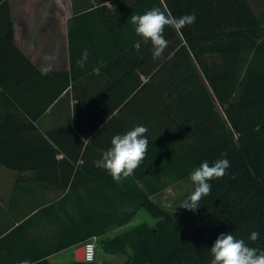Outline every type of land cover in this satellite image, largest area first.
Returning <instances> with one entry per match:
<instances>
[{
  "label": "trees",
  "instance_id": "obj_1",
  "mask_svg": "<svg viewBox=\"0 0 264 264\" xmlns=\"http://www.w3.org/2000/svg\"><path fill=\"white\" fill-rule=\"evenodd\" d=\"M94 1L76 14L81 33L75 37L70 27V70L44 75L14 43L10 5L0 0V18L8 24L0 30V113L8 106L2 93L13 95L33 121L69 86L77 99L73 125L45 133L31 119L0 118V164L21 170L29 163L59 174V187L67 189L58 202L66 233L39 250L36 242L30 246L29 221H23L0 237V264H51L50 253L128 223L141 208L153 224L143 221L99 241L107 253L127 252L122 264H211L210 249L222 233L264 251V6L257 12L250 0ZM153 8L175 18L196 16L179 31L165 27L168 45L158 59L130 22L132 14ZM85 49L88 60L80 68ZM14 64L22 69L11 71ZM12 81L34 83L33 111ZM42 82L49 87L44 102ZM136 126L148 129L145 158L117 182L95 162L115 135ZM222 158L230 162L227 174L209 181L211 192L195 211L183 208L178 217L153 199L204 161L211 166ZM194 188L192 182L191 193ZM253 231L256 241L249 239Z\"/></svg>",
  "mask_w": 264,
  "mask_h": 264
},
{
  "label": "crops",
  "instance_id": "obj_2",
  "mask_svg": "<svg viewBox=\"0 0 264 264\" xmlns=\"http://www.w3.org/2000/svg\"><path fill=\"white\" fill-rule=\"evenodd\" d=\"M8 2L13 41L18 48L44 75L70 70V27L73 28L75 37L79 35L81 32L76 29L78 27L76 25L80 20L76 18V14L96 6V2L94 0H8ZM106 4L113 7L110 1ZM261 4L263 7V3ZM4 28L7 29L8 24L5 19L0 18V30ZM10 69L17 72L22 67L14 64ZM94 83L96 85L97 81L90 84ZM10 84L15 94L24 97V101L33 111L36 92L34 83H27L26 88L19 87L14 81ZM40 85L42 89L38 97L44 102L49 98L48 82H42ZM12 96L9 93H2V101H6L8 106L0 113V118L8 116L11 124L24 121L28 123L31 119L45 133L54 127L74 123V104L77 99L72 86L66 88L36 121L20 109L19 103ZM114 115L117 116L118 111H115ZM58 156L62 157V154ZM82 162L80 159L76 166ZM26 166L27 168L18 170L0 164V237L21 222L29 221L27 235L30 238V246L33 247V243L36 242L39 250L49 249L62 234L66 233L64 214L58 202L67 189L59 187L58 182L63 181L59 174L33 169L28 167L29 163ZM125 224L97 236L98 248L102 249L100 239L127 229ZM83 243L84 241L74 243L52 252L47 256V260L51 264H74ZM18 250H21V245Z\"/></svg>",
  "mask_w": 264,
  "mask_h": 264
},
{
  "label": "clouds",
  "instance_id": "obj_3",
  "mask_svg": "<svg viewBox=\"0 0 264 264\" xmlns=\"http://www.w3.org/2000/svg\"><path fill=\"white\" fill-rule=\"evenodd\" d=\"M195 14H186L175 18L166 16L159 8L146 11L143 15L132 14L130 22L135 26V32L145 42L151 41L153 59L162 56L168 45L163 32L166 26H171L179 31L185 26L195 23ZM88 51L85 49L81 58L77 60V66L83 68L88 60ZM259 130V128H257ZM148 129L144 126H136L124 135H115L111 140V147L103 152L102 158L95 162L96 167L105 169L112 176L113 180L119 182L122 177L132 175L145 158L148 146L146 137ZM84 143L88 139H83ZM226 156V154H224ZM230 162L225 159H218L213 165L204 161L190 175L195 185L194 191L187 196L178 207L195 211L198 209L202 197L211 192L210 180L222 178L227 174ZM259 233L253 231L249 239L256 241ZM213 259L211 264H264V251L249 247L243 239H237L232 234H220L210 249ZM20 264H31L24 260Z\"/></svg>",
  "mask_w": 264,
  "mask_h": 264
},
{
  "label": "rangeland",
  "instance_id": "obj_4",
  "mask_svg": "<svg viewBox=\"0 0 264 264\" xmlns=\"http://www.w3.org/2000/svg\"><path fill=\"white\" fill-rule=\"evenodd\" d=\"M254 5L257 12H260L262 7V0H250ZM192 189V181L190 177L178 181L171 186L164 189L162 192L158 193L157 195L153 196V199L157 201L163 208L170 210L171 212L175 213L178 217H180V213L183 211V207H178L180 203L190 195ZM147 221L150 224L155 222V218L150 214V212L145 209L141 208L137 211L134 217L124 226L127 228L133 227L136 224ZM184 221L188 224H191L190 219H184ZM127 252H116V253H107L103 251V249L97 248L95 263H104L110 262L114 264H122L128 259Z\"/></svg>",
  "mask_w": 264,
  "mask_h": 264
},
{
  "label": "built area",
  "instance_id": "obj_5",
  "mask_svg": "<svg viewBox=\"0 0 264 264\" xmlns=\"http://www.w3.org/2000/svg\"><path fill=\"white\" fill-rule=\"evenodd\" d=\"M84 246V261L94 262L96 257V251L98 248V238L93 236L83 243Z\"/></svg>",
  "mask_w": 264,
  "mask_h": 264
},
{
  "label": "water",
  "instance_id": "obj_6",
  "mask_svg": "<svg viewBox=\"0 0 264 264\" xmlns=\"http://www.w3.org/2000/svg\"><path fill=\"white\" fill-rule=\"evenodd\" d=\"M77 260H84V246H81L77 252Z\"/></svg>",
  "mask_w": 264,
  "mask_h": 264
}]
</instances>
